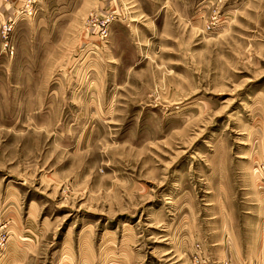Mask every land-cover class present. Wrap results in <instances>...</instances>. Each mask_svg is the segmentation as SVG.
Masks as SVG:
<instances>
[{"label": "rangeland", "instance_id": "rangeland-1", "mask_svg": "<svg viewBox=\"0 0 264 264\" xmlns=\"http://www.w3.org/2000/svg\"><path fill=\"white\" fill-rule=\"evenodd\" d=\"M27 264H264V0H0V237Z\"/></svg>", "mask_w": 264, "mask_h": 264}, {"label": "crops", "instance_id": "crops-1", "mask_svg": "<svg viewBox=\"0 0 264 264\" xmlns=\"http://www.w3.org/2000/svg\"><path fill=\"white\" fill-rule=\"evenodd\" d=\"M30 243L29 236H23V238H17L16 241L9 247L7 245L0 257V264H27V259L32 258V253H24L22 251H14L17 248L24 247ZM12 247L16 248L13 249Z\"/></svg>", "mask_w": 264, "mask_h": 264}, {"label": "built area", "instance_id": "built-area-1", "mask_svg": "<svg viewBox=\"0 0 264 264\" xmlns=\"http://www.w3.org/2000/svg\"><path fill=\"white\" fill-rule=\"evenodd\" d=\"M6 242H5V238L0 237V251L1 249L5 246Z\"/></svg>", "mask_w": 264, "mask_h": 264}]
</instances>
